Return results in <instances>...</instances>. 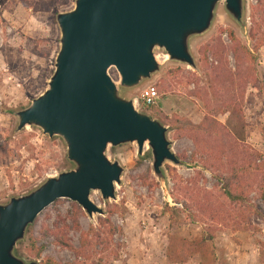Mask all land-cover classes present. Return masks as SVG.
<instances>
[{
	"label": "rangeland",
	"instance_id": "obj_1",
	"mask_svg": "<svg viewBox=\"0 0 264 264\" xmlns=\"http://www.w3.org/2000/svg\"><path fill=\"white\" fill-rule=\"evenodd\" d=\"M48 1L40 0L38 4L37 0H0V205L6 204L11 198L28 194L47 178L72 168L66 160L65 146L59 138L48 139L39 129L28 126L16 132L15 114L27 108L46 89L52 75L59 38L55 16L71 10L74 3V0H68L66 6H58L63 0H53V7L47 10L43 4ZM27 3L29 7H26ZM256 7L257 0H244V27L228 16L223 3L216 7L210 29L189 42L195 69L168 61L162 50L154 51L160 71L135 89L121 90L120 96L127 100L139 99L147 87L156 88L159 101L153 109L147 110L141 103L134 107L168 128L167 139L171 143V151L176 157L182 158L179 160L181 165L164 163V181L161 182L152 172L147 145L141 156L137 155L135 144L108 147V160L117 161L123 173L120 185H115L114 201L103 202L99 192L90 193V201L101 208L104 214L94 215L90 219L80 209L83 215L77 219L79 228L74 230L72 202L57 200L31 226L36 239H41L39 231L43 226L51 234L67 226V237L71 245L78 248L81 233H86L90 227L102 235L103 229L98 221L108 218L107 212L113 210L114 214L109 220L116 232L110 239L109 250L102 252V247L95 245L89 251L91 260L86 261L56 246L54 237L49 236L42 240L45 245L42 258L49 257L60 264H90L92 261L96 264H169L166 259L168 235L188 241L201 235L203 226L193 211L179 215L180 219L173 227L170 224V213L166 208L184 211L186 204L173 198L172 176L189 182L200 173L197 187L218 193L222 191L227 175L221 171L214 173L206 170L202 166L205 157L200 158L199 155L193 161L192 142L185 136L175 139L174 129L169 130L163 119L177 118L181 121L176 127L183 128L201 124L206 110L193 94L207 88L211 79L200 65V51L217 37H220L224 48H229L231 42L226 33L228 30L233 31L237 39L251 50L253 43L248 38V31L252 27L251 15H254ZM257 56L258 85L257 88L247 86L242 102L238 105L241 106L240 112L232 107L231 112L223 116L217 110H207V113L225 126L238 143L264 157V45ZM226 58L228 67L233 70L232 55L227 53ZM208 64L216 66V61L208 57ZM108 75L118 85L119 76L114 68L108 71ZM209 100L219 103L213 98ZM218 201L223 199L220 197ZM247 205L262 217L258 219L250 214V228L246 223H241L237 231L233 230L236 225L227 221V226H222L214 240L208 243V254H212L209 256L211 264H264V204L253 191L248 195ZM20 243L15 249L25 253L26 234ZM14 255L28 262L24 255L23 258L17 256L15 250ZM193 255L184 264H200L199 257Z\"/></svg>",
	"mask_w": 264,
	"mask_h": 264
},
{
	"label": "water",
	"instance_id": "obj_2",
	"mask_svg": "<svg viewBox=\"0 0 264 264\" xmlns=\"http://www.w3.org/2000/svg\"><path fill=\"white\" fill-rule=\"evenodd\" d=\"M220 3L244 27V0H74L71 10L55 16L59 38L52 75L46 89L15 114L16 132L28 126L48 139L59 138L72 168L0 205V264H37L16 257L14 250L57 200L75 203L90 219L104 214L90 193L114 201L123 173L117 161L108 160V147L135 144L141 156L147 145L152 172L161 182L164 163L181 165L168 128L137 111L120 91L135 89L160 71L155 50L195 69L189 42L210 29ZM111 68L118 85L108 75Z\"/></svg>",
	"mask_w": 264,
	"mask_h": 264
},
{
	"label": "trees",
	"instance_id": "obj_3",
	"mask_svg": "<svg viewBox=\"0 0 264 264\" xmlns=\"http://www.w3.org/2000/svg\"><path fill=\"white\" fill-rule=\"evenodd\" d=\"M37 1L40 4V0ZM52 1L44 2L43 5L47 10L53 7ZM67 4L68 0H63L58 6H66ZM25 5L26 7L30 6L28 3ZM54 14H56V11ZM253 14L251 15V19H253L252 27L248 31V38L253 43L251 50L237 39L233 31L228 30L226 33L231 42L229 48H224L220 42V37H217L204 45L200 51V65L209 73L211 79L207 88L197 90L193 94L196 99L202 102L206 110L201 124L198 127L188 126L183 128L176 127L181 121L177 118L173 120L163 119L169 130L174 129L175 139L185 136L192 142L194 146L193 161L199 155L200 158L205 157L202 166L206 170H211L214 173L221 171L227 175L224 179L222 191L218 193L207 192L197 187V180L201 178L200 173H197L196 178L189 182H183L180 178L172 176L174 184L173 198L186 204L184 211H174L166 208V211L170 213L171 226L177 224L180 219L179 215L189 214L193 211L196 213V218L201 222L203 229L201 235L192 241L172 235L167 236L166 259L169 264H184L194 256L193 254L199 257L200 264H211L209 256L212 254H208V243L214 240L215 234L221 230L222 226H227L228 222H233L236 225L233 230L237 231L240 229L241 223H246L250 228V214L258 219L262 217L258 211L247 205V200L248 195L255 191L264 204V157L238 143L225 126L217 123L214 117L207 113V110H217V113L223 116L227 112H231L232 107H236L240 112L241 106L238 105L242 102L247 86L257 88V54L264 45V0H257V7L253 10ZM227 53L232 55L233 70L228 67ZM208 57L216 61V66L208 64ZM211 98L218 100L219 103L210 101ZM153 106L145 107L147 110H151L154 108ZM177 158L178 160L182 159L178 156ZM223 158L224 161H222ZM220 197L223 201H218ZM72 205L75 214L73 229L77 230L79 228L77 219L83 213L76 204L72 203ZM113 214L114 211L110 210L107 212L108 218L99 219L98 223L103 229L102 235L92 227L86 233H81L78 248L71 245L67 237L66 230L69 229L67 226H64L62 230L57 231L55 234H51L43 226L39 231L41 239L34 238L32 226H29L26 232L27 245L24 250L25 253L15 249V254L21 258L24 255L28 262L60 264L49 257L42 258L45 250L42 240L53 236V242L56 246L72 252L76 257H82L84 260L89 261L91 260L89 251L95 245L101 246L102 252L109 250L110 239L116 232L109 220ZM90 264L96 263L92 261Z\"/></svg>",
	"mask_w": 264,
	"mask_h": 264
},
{
	"label": "built area",
	"instance_id": "obj_4",
	"mask_svg": "<svg viewBox=\"0 0 264 264\" xmlns=\"http://www.w3.org/2000/svg\"><path fill=\"white\" fill-rule=\"evenodd\" d=\"M159 101V94L155 87H147L140 95L139 99L133 100V105L138 103L143 104L144 106L155 105Z\"/></svg>",
	"mask_w": 264,
	"mask_h": 264
},
{
	"label": "bare ground",
	"instance_id": "obj_5",
	"mask_svg": "<svg viewBox=\"0 0 264 264\" xmlns=\"http://www.w3.org/2000/svg\"><path fill=\"white\" fill-rule=\"evenodd\" d=\"M164 61H166V57H164Z\"/></svg>",
	"mask_w": 264,
	"mask_h": 264
}]
</instances>
